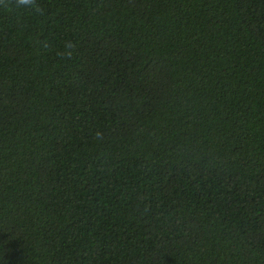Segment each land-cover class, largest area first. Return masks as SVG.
<instances>
[{"label":"trees","instance_id":"1","mask_svg":"<svg viewBox=\"0 0 264 264\" xmlns=\"http://www.w3.org/2000/svg\"><path fill=\"white\" fill-rule=\"evenodd\" d=\"M0 264H264V0L0 7Z\"/></svg>","mask_w":264,"mask_h":264},{"label":"clouds","instance_id":"2","mask_svg":"<svg viewBox=\"0 0 264 264\" xmlns=\"http://www.w3.org/2000/svg\"><path fill=\"white\" fill-rule=\"evenodd\" d=\"M18 7H29L35 5V0H14ZM8 5V0H0V7H6ZM66 48L71 49V45L67 44ZM62 55L70 56L71 51L63 53Z\"/></svg>","mask_w":264,"mask_h":264}]
</instances>
